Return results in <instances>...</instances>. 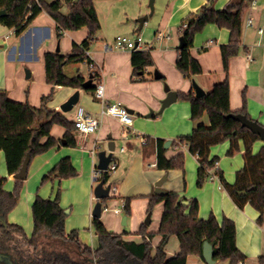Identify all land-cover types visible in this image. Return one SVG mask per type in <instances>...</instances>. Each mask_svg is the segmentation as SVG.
<instances>
[{"label":"crops","instance_id":"obj_1","mask_svg":"<svg viewBox=\"0 0 264 264\" xmlns=\"http://www.w3.org/2000/svg\"><path fill=\"white\" fill-rule=\"evenodd\" d=\"M45 1L50 3L55 0ZM237 1L240 0H214L211 6L222 10ZM208 3L209 0H155L152 12L149 0L95 1L101 28L89 45V56L100 67L99 78L94 80L93 85L101 80L104 82L105 101H121L132 116L131 125L102 113L103 100L97 99L93 91L84 88V85H53L46 80L45 54L51 51H58L63 55L71 53L74 44L80 45L88 37L86 26L62 31L56 19L43 10L18 35L14 27H9L0 19V91H6L8 97L14 101L29 102L35 107L43 103L42 97L50 95L46 102L49 110H58L74 121L77 110L83 108L100 121L99 130L86 136L74 129V145H68L65 140L66 128L58 123L53 124L51 134L57 139V143L30 160L21 198L9 211V222L21 225L27 235L32 236V205L36 195L54 199L61 188V206L68 211L65 221L67 232L78 229L82 242L97 248L98 236L93 231L92 219L93 208L97 202L94 187L102 179L97 174L98 154L103 149L108 150V143L112 139L117 149L111 161L117 163V168L109 171L106 179V183L111 184V195L103 200L100 217L109 230L123 234L125 240L141 242L143 236L138 232L146 225L148 233L156 232L150 240L154 255L161 239L157 232L165 208L161 201L150 209V197L155 193L156 182L167 176L162 189L166 193L178 195L184 203L196 199L200 208V219H208L213 214L220 223L225 216L236 223V243L239 250L247 256L243 260L244 264H264V217L261 222L258 221L260 212L251 203L239 207L222 187L218 176H212L198 187L200 163L189 151L188 145L179 142L180 137L191 135L196 125L192 119L190 101L180 97L182 92L195 94L193 80L206 94L213 89L216 82L228 79L231 109L242 110L246 101L247 113L264 125V30L259 32L263 28L259 23L261 15L264 14V1L260 5V1L256 0L255 7L251 5V1L246 3L241 47L237 54L230 57L228 71L225 70L221 46L228 44L231 30L216 23L206 24L193 40L191 51L201 62L203 72L190 78L181 74L177 68L180 38L183 36L180 26L184 19L199 13ZM62 11L67 13L68 7L63 6ZM249 17L253 20L252 25L247 24ZM127 24L128 32H133L136 40L141 38L140 49L150 52L153 60V65L138 74L135 73L132 63L134 49H121L116 46L118 36L134 40L122 35L120 31ZM65 72L69 76L81 75L85 81L93 74L87 61L68 63ZM155 72L161 74V77L156 78ZM166 84L179 96L177 101L159 114L162 100L167 96ZM77 90L80 99L74 106H77L76 110L62 111L60 106ZM151 112L154 114L149 116ZM199 121L210 124L207 113ZM147 137L153 138L148 144ZM158 138L165 142L171 141L168 147L165 146L167 158L179 153L185 155L184 169L171 168L166 171L157 166ZM239 142L241 151L232 156L227 153L231 145L229 141L216 144L210 153V159L216 156L219 158L217 168L222 170L231 184L236 181V172L245 165L242 155L245 144L241 140ZM263 146L264 140H257L253 145V152L257 153ZM64 157H71L78 174L70 178L57 177L42 184V177ZM13 175L9 174L5 152L0 150V176L7 177L5 190L14 189L16 180ZM128 197L131 199L130 213L124 210ZM185 198L188 200H184ZM189 210L190 208L186 212ZM149 214L151 216L147 224L145 219ZM124 226H130V229ZM27 227L31 229L28 230ZM39 244L45 251H67L72 257H82L73 242L43 235ZM180 251L181 243L177 235H171L166 247L167 256L170 258ZM188 264L209 263L204 256L188 255ZM215 264H230V261L219 259Z\"/></svg>","mask_w":264,"mask_h":264},{"label":"trees","instance_id":"obj_2","mask_svg":"<svg viewBox=\"0 0 264 264\" xmlns=\"http://www.w3.org/2000/svg\"><path fill=\"white\" fill-rule=\"evenodd\" d=\"M96 0H0V10L6 13L0 19L9 27L15 28L19 35L30 22L43 10L57 21L62 31L75 30L86 26L89 35L82 44H74L73 50L67 55L58 51L45 54L46 80L53 85L83 87L85 78L81 75L69 76L65 66L71 62L90 63L92 60L87 54L90 43L95 39L101 28L100 17L95 7ZM210 1V0H209ZM252 0H240L229 4L225 9L217 10L213 6L204 5L199 13L192 14L181 24L182 34L186 45L181 47L177 57V68L186 77H193L203 72L202 64L192 54L193 40L197 32L209 23H216L220 27L231 30L228 44L221 46L225 70L228 71L229 59L239 52L242 38V22L246 3ZM33 4L32 9L29 5ZM63 6L68 12L62 11ZM28 14V16H26ZM187 23L186 27L183 24ZM183 27V28H182ZM135 73L144 71L153 65L150 52L135 49L132 56ZM99 78V72H93V80ZM89 90L95 92L96 85ZM50 95L44 96L40 106H33L29 102H17L10 99L6 91H0V150L5 152L6 164L9 174H15L22 168V163L31 153V159L39 153L54 147L57 139L52 136L51 128L54 123L64 126L67 130L65 140L67 144L76 143L73 130L75 121L68 119L58 110H49L46 102ZM181 98L191 103L192 119L196 123L191 135L179 138L180 143H186L189 151L195 155L200 163L198 169V187H201L212 176H218L222 187L229 192L239 207L251 203L260 212L258 221L264 217V146L257 153L253 152L254 143L261 137L249 127H245L234 117V113H242L247 117L250 114L244 107L234 111L230 107L229 80L216 82L213 89L203 96L197 97L193 92L183 93ZM209 116L210 124L199 121L204 114ZM199 121V122H198ZM45 138V140H43ZM153 138L147 137L146 143ZM243 141L245 149L242 151L245 165L236 172V181L229 183L222 170L217 168L219 158L210 159L211 148L216 144L229 141L231 143L228 155L232 156L241 151L240 142ZM165 140L156 139L158 144L157 166L160 169H184L185 155L179 153L167 158ZM78 174L71 157L62 158L47 174L42 177V184L55 178H70ZM108 170L100 173V178L108 179ZM7 177L0 176V257H7L13 264H188V255L203 257L205 241H209L214 248L213 256L216 260H229L236 264L245 260L244 255L236 243L237 226L230 218L224 217L222 222L212 214L208 219L199 218V204L196 199L184 203L178 195L172 193H153L150 197V209L158 202H164V213L158 234L160 242L153 255V244L150 241L156 232L148 233L147 226L143 225L138 232L142 234L141 242L128 241L123 234H116L109 230L101 218L93 217L92 227L98 236L99 246L92 247L83 243L78 229L67 232L65 221L67 211L61 206V188L55 198H45L36 195L32 205L34 231L28 236L25 228L17 223L8 221V214L19 202L25 180H16L12 191L5 190ZM246 191V194H241ZM131 199L126 198L124 210L130 209ZM190 208L187 213L186 210ZM46 235L70 243H75L82 257H72L67 251H45L40 248V238ZM171 235H177L181 243V251L167 256L166 247ZM4 256V257H3Z\"/></svg>","mask_w":264,"mask_h":264},{"label":"water","instance_id":"obj_3","mask_svg":"<svg viewBox=\"0 0 264 264\" xmlns=\"http://www.w3.org/2000/svg\"><path fill=\"white\" fill-rule=\"evenodd\" d=\"M214 2V0H210L209 3L207 4V6H211L212 3ZM154 3L155 0H150V7H151V11L153 12L154 10ZM6 13L5 9L0 10V17ZM199 18H201L204 13L203 11L199 12ZM148 18V17H145ZM141 22H144V19L140 20ZM138 42V41H137ZM184 45H186V39L184 36H181L180 38V47H184ZM59 50V48H57ZM155 77L156 78H160L161 74H159L158 72H155ZM94 80H93V74L90 75V78L88 80L85 81L84 83V88H89L92 84H93ZM193 84H194V91L195 94L197 95V97L199 96H203L205 95V91L204 89L195 81L193 80ZM165 90L167 91V96L165 99L162 100V104L160 109L158 110L159 114L163 113L164 109L169 106L170 104H172L173 102L178 100V93L174 90H172L168 84H166L165 86ZM79 90L75 91L72 95L69 96V99L64 102L60 108L62 111L64 112H69L70 110H72L74 108V106L79 102ZM154 114V112H151L149 116H152ZM234 117L239 120L241 122L242 125H244L245 127H249L253 132L257 133L262 140H264V125L260 124L257 120L247 117L246 115L242 114V113H234ZM170 140H167L165 142V146L168 147L171 143ZM109 147L108 150L103 149V151H100L98 154V168L99 170L103 171V170H107L110 163L112 162V157L114 152L117 149V146L115 145V141H113L112 139H110L109 143H108ZM30 160H31V153H27L24 161H23V165L22 168L20 169L19 172L15 173L13 176L15 179L18 180H22L25 179L27 177L28 174V169H29V165H30ZM167 179V176H164L163 178H161L160 180H158L156 182V188H155V193L158 194H165L166 192L162 189V184L164 183V181ZM106 178L100 179L98 180V183L96 184V186L94 187V194L95 197L97 199V202L93 208V216L96 218H100L102 216V205H103V200L107 197H109L110 191H111V184H107L106 183ZM241 194H246V191H241ZM68 212V211H67ZM150 216L151 214L148 215V218L146 219V223H149L150 220ZM126 219V217H125ZM214 253V248L213 245L209 242V241H205L204 243V247H203V256L205 257L206 261L209 264H215L216 263V259L213 256Z\"/></svg>","mask_w":264,"mask_h":264},{"label":"built area","instance_id":"obj_4","mask_svg":"<svg viewBox=\"0 0 264 264\" xmlns=\"http://www.w3.org/2000/svg\"><path fill=\"white\" fill-rule=\"evenodd\" d=\"M251 5L253 7H255L256 0H252ZM32 7H33V4H30L29 8L32 9ZM26 16H28V14H26ZM247 24L248 25L253 24V20L251 17L248 18ZM186 25H187V23H184L183 27H186ZM263 30L264 29L262 28L259 30V32L262 33ZM160 36H162V34H160ZM116 46L121 48V49H131V50L132 49H134V50L140 49V48H142L141 38L134 41V40H130V39L123 37V36H118L116 38ZM86 52L89 55V50H87ZM89 64H90L93 72H96V71L98 72L100 70V67L95 62L91 61ZM104 93H105V84L101 80L96 84L94 96L99 100L102 99L104 102V106L102 108V113H105V114L111 115L113 117L119 118L123 123L131 125L132 124V116L127 111V108L124 106V104L119 100H118V102H114V103L106 102ZM76 113H77L76 119L74 120L75 121V129L78 130L80 133H82L83 135L86 136L88 134L97 132L99 130L98 129L99 125H100L99 119L92 116L90 113H87L86 111H84L83 108H79ZM116 168H117V163L111 162L107 170L113 171ZM100 173H101V170L98 169L97 174H100ZM236 264H244V261L239 260Z\"/></svg>","mask_w":264,"mask_h":264},{"label":"rangeland","instance_id":"obj_5","mask_svg":"<svg viewBox=\"0 0 264 264\" xmlns=\"http://www.w3.org/2000/svg\"><path fill=\"white\" fill-rule=\"evenodd\" d=\"M260 1V5H261V3L264 1V0H259ZM149 2H150V0H149ZM259 21V20H258ZM260 25H261V27H263L264 28V14H262L261 15V19H260V23H259ZM122 30H120V31H122L121 33H122V35H127V36H129V37H131V38H134V40H136L137 39V37H136V35H134V33L132 32L131 34L128 32V29H129V25L127 24V25H124V27H122L121 28ZM124 37V36H123ZM127 38V37H126ZM68 69L70 70V66L68 67ZM67 69V70H68ZM70 72V71H69ZM76 108H77V106L74 108V109H72L71 110V112H73L74 110H76ZM118 153H116V155H117ZM145 218H147V217H145ZM146 220V219H145ZM154 223V222H153ZM153 227V226H152ZM124 228H126V229H130V226H124ZM27 229L28 230H30L31 228H28L27 227ZM93 230V229H92ZM94 231V230H93ZM4 257V256H3ZM0 264H13L11 261H10V259L9 258H7V257H4V258H2V257H0Z\"/></svg>","mask_w":264,"mask_h":264}]
</instances>
